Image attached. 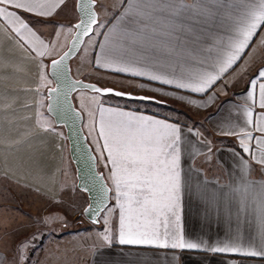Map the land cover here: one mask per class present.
I'll list each match as a JSON object with an SVG mask.
<instances>
[{"label": "snow or ice", "instance_id": "obj_1", "mask_svg": "<svg viewBox=\"0 0 264 264\" xmlns=\"http://www.w3.org/2000/svg\"><path fill=\"white\" fill-rule=\"evenodd\" d=\"M67 6V0H0V59L22 53L21 58L37 65L39 79L33 90L39 96L37 106L43 109L48 99L47 110L56 113L57 124L66 122L75 132L83 119L70 99L75 92L167 104L166 99L156 96L74 79L70 61L78 56L80 64L94 70L170 89L151 90L197 110L228 97L220 104L223 110L215 114L214 132L235 137L238 148L230 151L237 179L230 185L217 182L210 188L202 169L192 167L198 157L204 164L212 163L220 151L210 138L213 132L203 124L189 123L186 113L139 114L105 106L100 98H94L96 112H88L87 127L96 137L99 155L90 152L88 159L93 171L97 159L102 160L108 173L90 175L92 188L79 186L85 192H97L94 203H88L81 214L93 224L100 223L103 214L105 227L97 237L100 243L94 246L110 247L115 242L121 246L264 257V180L250 178L253 170L264 174V66L250 72L257 62L253 50L264 47V0H120L119 10L111 16L106 14L111 9L103 0H75L73 20L55 23V29L45 33L43 29L53 23L57 9ZM69 37L71 42L65 43ZM90 78L92 73L86 77ZM245 79L244 99L237 100L241 94L232 89ZM39 114L44 117L43 112ZM47 130L62 135L51 121ZM185 195L200 205L206 217L234 221L235 233L214 245L186 238L181 226ZM39 222L47 226V232L37 231L20 241L15 264H32L26 250L35 254L42 238L55 234L53 223L62 222L61 226L67 227L65 216L45 217ZM241 223L252 226L243 236Z\"/></svg>", "mask_w": 264, "mask_h": 264}, {"label": "crops", "instance_id": "obj_2", "mask_svg": "<svg viewBox=\"0 0 264 264\" xmlns=\"http://www.w3.org/2000/svg\"><path fill=\"white\" fill-rule=\"evenodd\" d=\"M114 1L118 4L113 13L119 10L120 0L104 2L113 7L111 2ZM74 2L75 0H67L66 8L57 9L58 14L53 16V23L43 31L51 33L55 29V23L72 21ZM0 40H3L2 35ZM61 40L63 41V37ZM70 41L71 37L65 43ZM3 42L6 47L8 42ZM253 52L257 62L252 65L250 72L254 73L257 68L264 66V47L254 49ZM22 55L17 53L15 57L0 59V264H15L16 245L37 231L47 232V226L39 221L50 216H65L67 227H62V222L53 223L51 227L55 229V234H46L37 244L35 254L32 249L26 250L32 264H264V257L235 256L228 253L121 246L115 242L110 247H91L92 224L81 214L89 199L77 187V172L70 157L67 137L47 130L49 121L56 132L60 128L47 112L48 99L44 100L43 109L38 108L39 96L33 90L37 87L39 69L31 60L21 58ZM91 73L93 78L86 79L88 71L83 73L82 78L87 82L97 83L100 87H111L121 92L135 89L133 94L167 100L166 105H155L146 101L107 99L102 101L105 106H119L125 111L157 116H166L163 111L171 114L186 113L190 118L189 123L199 121L204 129L213 132L210 138L220 151L213 157L212 163L204 164L203 158L198 157L192 162V167L202 169L210 188H215L217 182L220 186H225L237 179L236 165L230 155L231 149L237 148L236 138L218 136L214 132V124L218 118L215 114L220 109L221 102L228 100V97H222L207 109L197 110L179 102L175 97L153 92L152 88L162 86L147 80L94 70L92 67ZM246 88L245 79L232 89L241 94L237 95V100L244 99L242 93ZM43 91L47 94V89ZM162 91L170 89L162 87ZM228 107L231 105H225V108ZM40 112H43L47 120L40 116ZM93 138L96 137L93 135ZM89 143L98 157L94 145L90 141ZM34 161L38 163L34 164ZM98 162L99 168L107 176L108 169L104 167L103 161L98 159ZM184 168L188 171V165H184ZM250 178L264 180V174L253 170ZM107 181L111 187V181ZM81 224L84 225L83 228ZM115 224L113 216L114 232ZM181 226L186 238L197 242L206 241L208 245L226 241L236 231L234 221L230 223L219 216L206 217L200 205L188 195L184 196L182 202ZM92 227L93 235L98 237L105 227L103 215L100 225ZM251 229V225H240L242 236Z\"/></svg>", "mask_w": 264, "mask_h": 264}, {"label": "water", "instance_id": "obj_3", "mask_svg": "<svg viewBox=\"0 0 264 264\" xmlns=\"http://www.w3.org/2000/svg\"><path fill=\"white\" fill-rule=\"evenodd\" d=\"M76 57L77 56L73 57V59L70 61V64H72L73 60ZM71 71H72V67H71ZM72 76H73V74H72ZM73 78L76 79L74 76H73ZM85 82L88 83L87 81H85ZM53 83L55 86V82H53ZM97 86H99V85H97ZM87 92H89V91H87ZM77 93L78 92L73 93L70 97L71 102L75 106V108H76V105L74 102V96ZM90 93H93V92H90ZM107 96H110V95H107ZM111 96H113V95H111ZM115 97H117V96H115ZM118 98H124V97H118ZM124 99H126V98H124ZM135 101H139V100H135ZM146 102H149V101H146ZM49 103H50V101L48 100V104ZM78 111H80V110H78ZM47 112H48V110H47ZM48 114L51 118H53L57 127L65 129L66 137H67V141H68V145H69L70 157H71L72 163L74 164L76 172H77V180H78L77 187L81 192L85 193L88 196L89 203L90 202L94 203L93 197H95L97 195L96 190L93 189V191H91V192H85L81 189V187H79L80 185L86 184L89 188H92V184L89 183L90 175L94 176L95 172L103 173L99 169L98 159H97V162L95 165V171L92 170V161L90 159H88V155L90 152L95 156H97V155L95 154L91 144L89 143L88 137L84 131V119H85L84 114L81 112L83 119L77 123L75 132H74V129L72 127H69L66 122L57 124L56 120L58 119V117H57L56 113H49L48 112ZM106 182L108 183V181H106ZM108 186H109V184H108ZM84 217L92 225H95V226L100 225V223L93 224L92 221L88 218V216L84 215Z\"/></svg>", "mask_w": 264, "mask_h": 264}, {"label": "rangeland", "instance_id": "obj_4", "mask_svg": "<svg viewBox=\"0 0 264 264\" xmlns=\"http://www.w3.org/2000/svg\"><path fill=\"white\" fill-rule=\"evenodd\" d=\"M107 0H103V3L106 2ZM113 7H111L109 3H107L106 5L111 9V11H109L107 13L108 16H111L113 14V9L115 8V6H117L118 2H111ZM71 67H72V74L73 76L76 78V79H81V80H84L82 78L83 76V73L84 72H89L91 73V66H87V65H82L79 63V58L78 56L73 60L72 64H71ZM119 91V90H117ZM133 92H136L135 89H131L128 93H133ZM136 95V94H135ZM94 98H100L102 101H106L107 99H111V100H122L124 102H133L132 100H128V99H124V98H118V97H115V96H103V97H98V94H94V93H90V92H87V91H84L83 94H81V92H78L77 94H75L74 96V102H75V105H76V108L78 110H80L83 114H84V131L88 137V140L90 142H92V144L94 145L95 149H96V144L94 143V139L93 138V135L94 134H89V130H88V123H89V116H88V112L92 111L94 112V109L96 108V104L94 102ZM138 102H145V101H138ZM148 103V102H147ZM83 105V108L81 107ZM161 112V111H160ZM163 114L165 115H170L171 113H166V112H162ZM60 128V127H58ZM60 133H62V135L66 136V132H65V129L64 128H60L59 129ZM83 223V222H82ZM85 223V221H84ZM83 224H81L82 226ZM80 226V227H81ZM91 226V229H90V243H91V247H94V245H97L99 244V240L97 239L96 235H93L92 233V230L94 229L92 226L94 225H90ZM84 227V225L82 226V228ZM87 232V231H85Z\"/></svg>", "mask_w": 264, "mask_h": 264}, {"label": "trees", "instance_id": "obj_5", "mask_svg": "<svg viewBox=\"0 0 264 264\" xmlns=\"http://www.w3.org/2000/svg\"><path fill=\"white\" fill-rule=\"evenodd\" d=\"M100 169V171L102 172L103 171V169L102 168H99Z\"/></svg>", "mask_w": 264, "mask_h": 264}]
</instances>
